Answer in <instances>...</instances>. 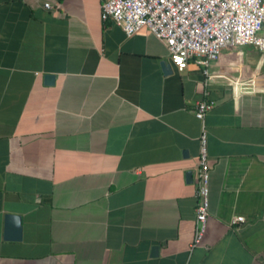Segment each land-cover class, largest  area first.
I'll return each mask as SVG.
<instances>
[{
  "label": "crops",
  "instance_id": "0c3cea01",
  "mask_svg": "<svg viewBox=\"0 0 264 264\" xmlns=\"http://www.w3.org/2000/svg\"><path fill=\"white\" fill-rule=\"evenodd\" d=\"M103 1L0 0V264H264V50L224 47L208 82L193 61L165 74V43L104 21ZM203 126L209 216L191 250Z\"/></svg>",
  "mask_w": 264,
  "mask_h": 264
},
{
  "label": "built area",
  "instance_id": "2783aa9c",
  "mask_svg": "<svg viewBox=\"0 0 264 264\" xmlns=\"http://www.w3.org/2000/svg\"><path fill=\"white\" fill-rule=\"evenodd\" d=\"M45 6L51 8L52 4L48 2ZM102 19H112L128 36L148 27L167 46L173 66L183 71L193 61L204 67L206 82L215 77L209 67L224 47L253 45L264 50V0H104ZM230 81L239 92L255 91L253 78ZM215 105L212 98L199 100L198 117L204 119ZM206 135L203 126L191 250L201 245L209 216L210 163ZM244 221L245 216L234 215L230 225L240 226Z\"/></svg>",
  "mask_w": 264,
  "mask_h": 264
},
{
  "label": "water",
  "instance_id": "95a60500",
  "mask_svg": "<svg viewBox=\"0 0 264 264\" xmlns=\"http://www.w3.org/2000/svg\"><path fill=\"white\" fill-rule=\"evenodd\" d=\"M161 66L165 74H170L173 72V65L168 59H163L161 61ZM55 74L48 73L45 75L48 84H54L55 82ZM187 175L190 179H193V172L188 171ZM6 227H5V239L6 240H14L19 241L22 240L23 237V225L22 218L20 214L15 213H6ZM157 246L154 247V253H157Z\"/></svg>",
  "mask_w": 264,
  "mask_h": 264
},
{
  "label": "clouds",
  "instance_id": "9594fccd",
  "mask_svg": "<svg viewBox=\"0 0 264 264\" xmlns=\"http://www.w3.org/2000/svg\"><path fill=\"white\" fill-rule=\"evenodd\" d=\"M171 62V61H170ZM172 64V63H171ZM173 65V64H172Z\"/></svg>",
  "mask_w": 264,
  "mask_h": 264
}]
</instances>
